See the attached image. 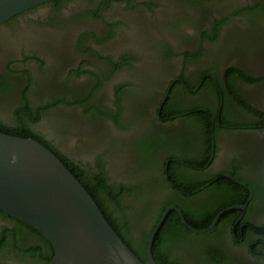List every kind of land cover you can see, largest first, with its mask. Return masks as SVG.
<instances>
[{"label": "flooded vegetation", "instance_id": "obj_1", "mask_svg": "<svg viewBox=\"0 0 264 264\" xmlns=\"http://www.w3.org/2000/svg\"><path fill=\"white\" fill-rule=\"evenodd\" d=\"M0 80V122L37 117L29 127L46 147L126 202L172 200L166 208L184 214L187 202L196 211L223 194L246 198L207 232L181 220L210 250L225 240L224 261L189 240L174 258L264 264V0H50L0 24ZM225 180L234 188L215 194ZM128 233L144 255L138 231Z\"/></svg>", "mask_w": 264, "mask_h": 264}, {"label": "water", "instance_id": "obj_2", "mask_svg": "<svg viewBox=\"0 0 264 264\" xmlns=\"http://www.w3.org/2000/svg\"><path fill=\"white\" fill-rule=\"evenodd\" d=\"M50 0H0V24L14 15ZM230 206L206 228L188 223L182 210L169 206L152 231L143 262L117 233L93 196L48 147L31 137L0 131V211L42 233L54 255L47 264H158L153 256L157 233L169 213L176 211L195 233L219 222Z\"/></svg>", "mask_w": 264, "mask_h": 264}, {"label": "trees", "instance_id": "obj_3", "mask_svg": "<svg viewBox=\"0 0 264 264\" xmlns=\"http://www.w3.org/2000/svg\"><path fill=\"white\" fill-rule=\"evenodd\" d=\"M0 80V92H5L7 89ZM30 116V115H29ZM37 117H31L30 119L25 116L26 121L19 120L16 125H8L0 122V131L17 135L21 137H32L45 145H49L43 138L35 133L29 123L38 121ZM50 149H53L50 145ZM54 150V149H53ZM57 155L64 161L70 171L78 178V180L85 186L88 192L93 196L98 206L105 214L107 220L117 231V233L123 238L128 244L131 250L145 263H148L146 256V247L149 237L154 230L159 218L168 205L172 202L169 201H156L145 198V196L136 199L134 202H126L122 200L121 195L116 194V188L110 185L106 178L101 175H96L90 179L87 177V173L80 169L79 166L74 168L69 164L68 159L56 151ZM228 183L233 187V182L225 180L219 187L215 186V194L220 190H227ZM179 185L188 190L189 188L184 186L185 184ZM198 185L194 186L196 189ZM123 188V187H122ZM125 191L130 192L131 189L123 188ZM205 192V191H203ZM241 193V191H239ZM246 198L244 196L235 197L233 194H223V196L213 199V202L209 204L205 201L197 202L195 206L196 211H189L188 202L183 206L184 214L187 220L196 228L208 227L218 215V213L225 207L236 204H243ZM194 204V203H193ZM130 211V212H129ZM129 212V213H128ZM236 210L226 212L222 216V222L232 219L235 217ZM0 218L5 220V224L0 225V256L10 257L14 256H26L32 255L33 257H40L41 264H47L51 261L54 255V249L49 240L36 229L28 226L27 224L14 219L5 213L0 211ZM138 231L139 239L143 242L144 255L137 249L131 241L129 231L132 229ZM219 228V227H218ZM191 241L194 247V253L202 256L203 258L208 257L207 253L211 258L217 262L224 261L226 256L225 251L228 249L224 247L226 241L222 240L221 245H214L218 251L219 247L224 251V257L221 258L217 251L210 250L208 245L210 241H207L203 235H196L192 233L185 225L182 224L181 219L176 211H171L167 216L164 224L160 228L153 244V255L159 264H185L182 259L174 258L171 250L177 245L184 243L185 241ZM39 241L46 242L51 247V253L44 255L42 247ZM207 243V244H206ZM159 248H165L167 254L164 257H159ZM226 249V250H225ZM193 251V248H191ZM218 264V263H215Z\"/></svg>", "mask_w": 264, "mask_h": 264}]
</instances>
